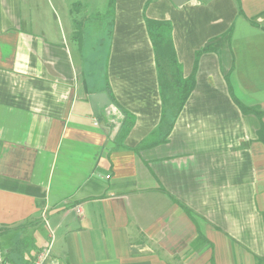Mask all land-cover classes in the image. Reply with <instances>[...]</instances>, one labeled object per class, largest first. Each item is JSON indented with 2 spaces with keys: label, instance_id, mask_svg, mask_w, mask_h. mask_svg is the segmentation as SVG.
I'll return each instance as SVG.
<instances>
[{
  "label": "crops",
  "instance_id": "obj_1",
  "mask_svg": "<svg viewBox=\"0 0 264 264\" xmlns=\"http://www.w3.org/2000/svg\"><path fill=\"white\" fill-rule=\"evenodd\" d=\"M147 20L195 78L157 144ZM240 106L264 112V0H0V264L46 243L58 264H264V115Z\"/></svg>",
  "mask_w": 264,
  "mask_h": 264
},
{
  "label": "trees",
  "instance_id": "obj_2",
  "mask_svg": "<svg viewBox=\"0 0 264 264\" xmlns=\"http://www.w3.org/2000/svg\"><path fill=\"white\" fill-rule=\"evenodd\" d=\"M147 27L155 53V63L158 72V87L161 98V119L157 134L161 137L155 143L164 142L171 131L173 124L183 108L188 96L195 85L194 73L184 77L177 61L176 54L170 39V27L166 22L147 20ZM203 49L202 51H206ZM197 53V57L202 52ZM196 66V64H195ZM243 112H254L257 117H262L264 112L251 107L240 106ZM131 126L129 117L125 118L124 133ZM123 133V135H124ZM258 140L264 143V124L258 130ZM185 212L192 218L194 215L184 204L179 203ZM3 264H18L13 253L5 254ZM29 264V263H28Z\"/></svg>",
  "mask_w": 264,
  "mask_h": 264
},
{
  "label": "water",
  "instance_id": "obj_3",
  "mask_svg": "<svg viewBox=\"0 0 264 264\" xmlns=\"http://www.w3.org/2000/svg\"><path fill=\"white\" fill-rule=\"evenodd\" d=\"M172 1L176 5H181L189 0H172ZM89 101L95 117H99L100 109L111 104V101L106 92L93 93L89 95Z\"/></svg>",
  "mask_w": 264,
  "mask_h": 264
},
{
  "label": "built area",
  "instance_id": "obj_4",
  "mask_svg": "<svg viewBox=\"0 0 264 264\" xmlns=\"http://www.w3.org/2000/svg\"><path fill=\"white\" fill-rule=\"evenodd\" d=\"M29 264H58L51 255V244L46 243L43 245L34 260Z\"/></svg>",
  "mask_w": 264,
  "mask_h": 264
},
{
  "label": "rangeland",
  "instance_id": "obj_5",
  "mask_svg": "<svg viewBox=\"0 0 264 264\" xmlns=\"http://www.w3.org/2000/svg\"><path fill=\"white\" fill-rule=\"evenodd\" d=\"M81 35H82V33H81ZM81 38H82V37H81ZM88 40L91 41L90 38H89ZM82 51L84 52V55L86 56V53L88 52L87 49H86V48H85V49L83 48ZM88 55H89V54H88ZM89 62H90V61H89ZM26 242H28V241H26ZM29 242H30V240H29ZM29 242H28V243H29Z\"/></svg>",
  "mask_w": 264,
  "mask_h": 264
}]
</instances>
